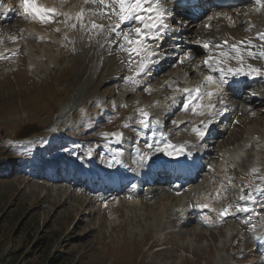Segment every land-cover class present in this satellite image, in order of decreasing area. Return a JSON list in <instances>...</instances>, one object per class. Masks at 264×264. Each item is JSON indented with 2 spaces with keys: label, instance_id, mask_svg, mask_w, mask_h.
Wrapping results in <instances>:
<instances>
[{
  "label": "rangeland",
  "instance_id": "374dc122",
  "mask_svg": "<svg viewBox=\"0 0 264 264\" xmlns=\"http://www.w3.org/2000/svg\"><path fill=\"white\" fill-rule=\"evenodd\" d=\"M90 3L61 0L64 10L58 12L63 15L55 16L44 36L18 33L22 24L30 28L32 23L21 18L17 3L10 17L0 20V35L2 40L7 38L4 47L17 49L9 60H3L8 55L0 59V264H47L57 254L63 255V264H264V79L253 84L259 88L256 91H262L256 99L250 98L253 86L236 91L242 96L231 92L230 105L235 109L221 122L217 120L218 134L210 153L202 158L195 181L150 183L137 170L136 180L130 177L120 191L115 188L116 179L110 181L112 187L93 189L85 184L87 177L73 178L83 167L100 174L109 168L126 172L124 164L132 157L126 147L132 145L139 155L140 143L146 148L145 142H134L137 130L144 136L146 128H151L157 141L161 130L179 134L180 120L185 126L190 124L187 127L192 131L205 116L184 111L176 86L187 79L189 86L203 82V68L196 64L203 50L194 53L196 61L186 63L191 75L179 72L178 65L186 67L181 63L186 47L179 41L189 47L194 39L205 37L200 27L207 16L192 20L186 10L176 15L167 39L175 46L167 49V45L154 55L163 58L159 72L147 83L143 81L148 76H143L136 86L125 88L124 83L130 82L126 70L131 61L123 57L128 46L120 44L122 35L119 38L108 28L114 22L91 16L89 10L98 9ZM72 5L78 8L76 14ZM81 8L85 20L105 28H82L75 19ZM229 10L240 17L239 32L247 29L252 16L261 20L264 15L248 3ZM214 24L220 33L214 28L212 33L220 35L221 25ZM146 112L161 115L165 124L145 127L141 123L136 130L139 117ZM253 125L260 137L253 138L239 162L229 160L228 150L243 144ZM134 165L131 162L128 167L137 169ZM222 166L230 171L222 183L223 198L217 201L216 195L210 202L224 204L205 206L203 216L210 219L202 222L192 199L202 191L212 193V184L219 178L217 168ZM175 182L182 184L183 192L172 188ZM94 183L99 187V182ZM245 190L255 197L252 204L246 203L249 214L238 210ZM187 203L189 219L180 222ZM225 209H229L227 215H221ZM160 220L167 225L164 230Z\"/></svg>",
  "mask_w": 264,
  "mask_h": 264
},
{
  "label": "bare ground",
  "instance_id": "6f19581e",
  "mask_svg": "<svg viewBox=\"0 0 264 264\" xmlns=\"http://www.w3.org/2000/svg\"><path fill=\"white\" fill-rule=\"evenodd\" d=\"M65 1H67V0H65ZM75 1H76L77 4L78 3L84 4V0H75ZM186 1L185 0H161V3H163V5L165 6V8H167L171 12V15L166 16L165 23H170L172 21L173 12H178V11L179 12H182V10H186V8H188V6L192 4V2H190L189 0H186ZM206 1L207 0H198V4L199 5L198 4L197 5L203 7L204 5H206ZM53 2H57V6L52 7V3ZM3 3L5 5H7L8 7L13 6L14 3H17L18 4V7H19V0H3ZM39 3L41 5H43V6H45V7L55 8V9H57V11H59L60 9H63V5H65V4H61V0H39ZM207 4H208V2H207ZM251 4H253V5L255 4L259 8V10L264 13V2H262V3H256L255 1H252ZM80 6H79V8H80ZM77 9H78L77 6L75 7V6L72 5V8H71V11L73 12L72 14H76ZM229 9L230 8H225V10L218 11V12H214V13H210L207 16L208 18H206V20H205V21L210 22L211 23V26H213V28H214V25H215L214 23L215 22H216V25H221L222 31H221V34H220V38L219 39H217V36H219L218 34L216 35V33H212L211 30L206 29L205 26L203 25V26L200 27L201 28L200 30H201L202 33L205 34V37H199L200 38L199 40L197 38L194 39V41L192 40L193 41L192 42V45H190L189 47L185 44V42H183L182 39L179 41L180 43H183L184 44L183 46L186 47V53L187 52L188 53L189 52L193 53V57H191L192 60H194V57L196 55L194 53L195 52H198V50H203L201 52V54H202V58L201 59L202 60L204 58L208 57L209 54L216 53L214 51L217 48V46L214 43H216L218 41L221 42L224 39H229L232 42H236L237 40L243 39V38L246 39V40H249V39H254V40H257V41L258 40H264V39H257L255 37L256 32L260 31V29H263L262 27H264V19H263V23L259 22L260 20H258L257 18H255L257 21H253L251 23L246 22V25L245 26H247V28H250L253 31V33L250 36H248L247 33H241V32H239V31L236 30V28L238 27V23H239V18L240 17L235 16V14H233L232 11L230 12ZM94 10H96V9H94ZM103 10L104 11H109V9H103ZM117 10H119L118 7H117ZM21 11H23V10L21 9ZM212 11L213 10H211V12ZM3 12L7 16H10L11 15V14L8 15V13H6V9H4ZM68 14L69 13H67V15ZM217 14H218V17L216 16ZM250 14H253V13H250ZM237 15H239V13ZM20 16H21L22 19L25 17L21 13H20ZM114 17H116V16L113 15V17H112L114 19L113 22H114V24H116L115 22L118 23V19L117 18H114ZM27 18L31 21L32 26L30 28L27 27V26H23V27L19 28L17 31H18V33L20 35H24V36L25 35H29V37H32V35L35 33V35H33L34 37L36 35H38V36H44V35H47V33L49 32V30L51 29V26H50L49 23H43L39 19H33L31 17H27ZM103 18H106V17L103 16ZM217 20H219V21H217ZM133 23H136L135 24V28L138 27V26H140L139 22L138 21H135V20H129V21H127L126 24H129V26H130ZM31 28H33V29H31ZM135 28L132 29V32L133 33L131 32L132 34L131 33L129 34L130 35V39H132L133 41H136V33L134 31ZM214 29L216 31H218V33H220V30H218L216 28H214ZM238 32L240 34H238ZM122 33H126V31L124 29H122ZM115 36H117V37L120 38V35H115ZM163 37H164V35H163ZM122 39H123V36H122ZM201 40L203 42H208L210 44L209 47L205 48L203 46L204 43H202ZM157 43H158V40H155V41L149 40V41H147V48L146 49L140 48L139 55H137V53L135 51H133L134 52V55L133 56L130 55V54L128 55L127 53L125 55L122 54L123 57H126L128 59L129 62H127V63H130V61H131V65L129 66V64H128L129 67L126 70V74L129 76L130 82H129V84L124 83V87L125 88L132 87L134 85L136 86L137 85L136 83H138L136 81L139 78L143 77V76H147V73L148 72H153V74H155L156 72H158L159 69L157 67V64L154 63L153 61L155 60L157 62L158 60H160V58H158L157 56L150 57L148 55V51L149 50H150L149 52H151V51H157L158 50V48L156 47V44ZM168 44L170 45V44H173V43H168ZM4 45L5 44L3 43V40L1 39L0 40V52H2V50H8L10 52L12 48L11 47H7V46L4 47ZM256 45L259 46V44H256ZM166 46H165V48L168 47V49H171L172 47L175 46V44L174 45H171V46H167V47ZM132 47H133V49H137L140 46H138L134 42L132 44ZM226 48H224V49H226ZM257 57H259V56L257 55ZM219 59H224V58L219 55ZM192 60L185 61V63H191ZM245 64H246V62H245ZM256 65L259 68L260 67H264V63H262V62H258ZM178 66H180V65H178ZM181 68H184V67H180V69ZM201 68H203V67H201ZM250 72H251L250 73V75H251V74L257 73L258 71H252V70H250ZM206 76H208L207 73H206ZM179 85H181V82H179ZM197 85L198 86H201L203 88L206 87L204 85V82H201L200 84H197ZM211 85L214 88V91L212 92V95L210 96V99L208 101L210 102L209 105L213 106V110H210L209 109L206 112H204L205 116H204L203 120H205L206 125L203 124L204 125L203 126L201 124V127L200 128H202V126H203L201 132H204L206 130L208 124H211V126H213V124H212L213 122H215L218 118H220V116L223 117L222 112H223L224 109L227 108L230 111L233 109V108L231 109V107L229 105H225L224 103L221 102V100H224L225 102H226V100L228 101L227 95L224 97V96H222V93H221L222 90L224 89V86L221 85L220 83H218L217 81L215 83H213V84L211 83ZM213 85H216V86H213ZM253 91H256V90H253ZM257 93H259V95L262 96V93L261 92H258L257 91L256 94ZM205 96H208L207 95V92H206ZM202 106H204V104ZM183 124H185V123L182 120H180L179 125L177 123V125H178L177 128H179V129L182 130L179 134L177 133L178 131L175 132V133H170V132L166 133V136H168V137H165L166 139L160 145V147H159V149H161L160 151L155 150V151H149L147 153L148 154L147 155L148 156V159H147V161L145 163H146V167L151 170V173L154 172V169L153 168L159 166L160 161H162V166H166L165 165V158H171V160L174 159V158L176 160L178 158L175 154H173V155H168L167 154L168 151H171V147H169L167 150H163L162 145L165 144V143H167L168 141H171L172 142V143H170V145L176 146L177 148H179L181 145H183L184 146V150L182 152H179V153L184 154L185 156H187V160H189V162H191V160L193 159V156L194 155H191V153H192L191 147L196 146L195 144H198L199 143L200 137H197L191 131V127H187L190 124H188L187 126H185ZM187 128H188V130H187ZM250 128H249V130H250L249 133L250 134L247 136L246 141L243 144H241L239 147H236V148L232 147L231 149L228 150V152H229L228 158H230L231 161L239 162L243 158V156H245V151L247 150V147L250 145L251 141H253V138H256V133H258V131L256 129V125L255 126L253 125ZM214 130H215V128H214ZM223 133H224V131H223ZM176 134L180 137L181 140L180 139L173 140V137L174 138L177 137ZM198 136H201V135L199 134ZM258 137H260V136H258ZM170 139H172V140H170ZM182 140H183V142H181ZM158 145H159V143H158ZM185 146H186V148H185ZM155 148L156 147H153L152 149H155ZM202 152L203 151H202V148H201V150L198 151V156ZM199 159H200V157H199ZM225 159H227V158H225ZM253 160H254V158H253ZM172 163L174 164V167L177 168L180 172H189V169H188L189 167H186V168L185 167H181L178 164V162L175 163V162L172 161ZM236 164H238V163H236ZM141 165L144 166V164H141ZM231 167H233V166H231ZM225 168H226L225 166H222V167H218L217 168V170H218L217 171V173H218L217 176L219 178L217 177L218 178V181H216V184H212V193L211 194H208L207 192L202 191V193H200V196L193 197L192 200H194L196 202V204H197V206H196L195 209H198V211H199L200 210V207H204V206L210 207V206H213V203L210 202V198L212 199L213 196L218 195L217 201L220 200L219 199L220 196H221V193L220 192L223 189V186L222 185H224L222 183H224L225 179L227 178L228 174L230 173V171L228 173V170L225 169ZM123 169H126L127 170L126 166L123 167ZM91 171L92 170H90L88 168V171H87L88 174ZM104 173H106V172H104ZM77 175H78V171L74 173V176L75 177H78ZM115 175H116V177L119 176L115 172V170H111L110 178L113 177V176H115ZM104 177L105 176L103 174L102 179H103L104 183L107 184L110 181V178L106 180ZM148 177H150V176H148ZM123 179H125V178H120V182H122ZM178 187H180V184L178 185ZM224 199H226V197ZM167 200H169V199H167ZM225 201L227 202V200H225ZM169 203H170V201H169ZM188 206H189V204L187 203V205L185 204V207L182 209L183 210V214H181L180 217H179V221L180 222H182V219L184 218L183 215L185 213H188V211H187V207ZM214 206H218V205H214ZM160 214H161V211H160ZM200 215L203 216L204 213H201ZM161 217L163 218V216H161ZM188 219L186 221H188ZM162 222L163 221L160 220L159 226L162 227V229L164 230V228H167V227H165L167 225H164L165 223L162 225L161 224Z\"/></svg>",
  "mask_w": 264,
  "mask_h": 264
},
{
  "label": "snow or ice",
  "instance_id": "6c2138e0",
  "mask_svg": "<svg viewBox=\"0 0 264 264\" xmlns=\"http://www.w3.org/2000/svg\"><path fill=\"white\" fill-rule=\"evenodd\" d=\"M89 2L99 3L103 6V9H109V11L104 10H89L91 16H104L108 19H111L112 15H115L118 19L117 24H110L108 28L115 33L116 35H122L123 39L131 46L134 42L140 46L137 49H127L130 53L135 51L137 55H139L140 48H147V41H155L161 40L163 38V30H165L168 26L165 24V16L171 15V12L165 8L161 0H84V3L87 4ZM258 3L264 2V0H257ZM19 7L23 10V15L27 17H31L33 19H39L43 23H50L54 19L56 15H63V13H59L55 8H49L41 5L39 0H19ZM118 7V11H117ZM0 8L7 9L8 6L3 3V0H0ZM76 21L79 22L82 28L88 27L91 29H104L105 25L97 24L94 20L84 18V9H81L80 12L75 17ZM135 20L138 21L140 26L134 29L136 33V41L130 39V35L128 33H119L116 32L117 27L120 23L125 21ZM73 28L77 26L76 23L71 25ZM261 39H264V33H258ZM227 43V42H225ZM239 45H243L244 49L247 50L251 46V42L249 41L245 44L243 41L239 42ZM238 44H232L231 48L234 52L239 53L240 47ZM205 48L209 47L208 44L203 45ZM123 47V46H122ZM158 47V46H157ZM156 52L153 51L152 55H155ZM248 54L256 55L251 51ZM260 56H264V51L259 53ZM242 58V57H241ZM223 61H221L222 63ZM232 72V69L228 70ZM237 72L239 69L236 70ZM252 71H259V69H252ZM212 76H206L205 81H212ZM221 83L224 84L226 81L223 79ZM185 92H188L189 95L194 91L199 94V89H185ZM203 95V94H200ZM207 95L211 96L212 93H207ZM211 107V105H209ZM189 103L185 101L184 109L188 110ZM195 111V109H193ZM144 116H147V113H143ZM145 127H147V123L143 120L140 121ZM175 123V122H174ZM203 135V132L200 133ZM151 147V146H150ZM171 147L173 150L168 151V155H173L176 152H182L184 150V146L181 145L179 149H176V146L166 145L165 150ZM161 149H157L160 151ZM243 191V190H242ZM264 192V190H262ZM247 195V193H245ZM244 196L241 197L243 199ZM241 211H251L247 207H243L240 209ZM221 215H227V210L225 209Z\"/></svg>",
  "mask_w": 264,
  "mask_h": 264
},
{
  "label": "trees",
  "instance_id": "16d2710c",
  "mask_svg": "<svg viewBox=\"0 0 264 264\" xmlns=\"http://www.w3.org/2000/svg\"><path fill=\"white\" fill-rule=\"evenodd\" d=\"M63 255L57 254L55 256H52L50 259V262L47 264H63L64 258Z\"/></svg>",
  "mask_w": 264,
  "mask_h": 264
}]
</instances>
